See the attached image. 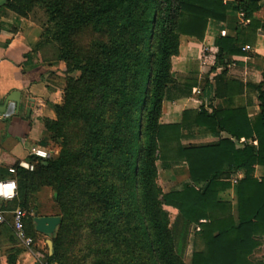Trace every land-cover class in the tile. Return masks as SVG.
<instances>
[{"label": "trees", "instance_id": "16d2710c", "mask_svg": "<svg viewBox=\"0 0 264 264\" xmlns=\"http://www.w3.org/2000/svg\"><path fill=\"white\" fill-rule=\"evenodd\" d=\"M262 1L7 0L1 7L27 18L36 5H46L56 27L53 32L41 24V39L52 34L67 46L70 67L81 70L79 78L68 79L63 102L55 106L56 119L46 121L63 149L59 157L43 159L42 168L52 170L58 181L66 177L67 185L79 177L89 188L96 185L85 200L89 205L80 204L81 223L85 232L93 228L102 238L113 239L109 247L114 253L134 248L141 264H185L182 254L195 225L191 264H264L251 258L264 236V177L255 176V167L264 166V81L257 86L261 113L253 118L244 108L217 106L211 111L186 110L181 123L159 124L165 91L173 81L170 59L178 53L180 35L203 41L210 19L230 24V11L243 12L252 29L261 28L264 34V23L253 18ZM92 27L101 35L90 45L74 42ZM244 43L241 38H217L218 62L226 65V59L243 53ZM196 84L190 77L185 85ZM230 91L233 87L219 76L215 97L224 99ZM193 125L221 138L182 143L184 130ZM151 130L162 165L187 166L191 182L182 189L164 193L157 186V166L149 160L156 146L147 142ZM223 132L229 137H222ZM242 138L258 144L237 148L235 141ZM239 169L246 175L237 185L236 219L232 202L220 200L219 193L231 187V175ZM28 172L18 165L16 174H1L0 179L23 174L28 181ZM21 200L20 207L28 209L27 196ZM166 207L178 210L173 222ZM35 216L40 215L36 212L32 222ZM59 216L51 260L58 258V246L73 218L66 207ZM133 236L137 246L131 244Z\"/></svg>", "mask_w": 264, "mask_h": 264}, {"label": "crops", "instance_id": "0c3cea01", "mask_svg": "<svg viewBox=\"0 0 264 264\" xmlns=\"http://www.w3.org/2000/svg\"><path fill=\"white\" fill-rule=\"evenodd\" d=\"M6 1L0 0V9ZM241 13L230 11V24L210 19L203 41L193 36L180 35L178 53L170 59L173 81L168 83L165 91L159 124L181 123L186 110L204 108L211 111L217 106L244 108L252 118L261 113L257 86L264 81V34L261 28L252 29L251 19ZM253 18L264 23V4L253 12ZM41 36L42 27L39 24L29 18L19 17L6 8L1 9L0 105L5 104L13 92L20 93V102L16 112L10 116L0 114V175L10 176V167L28 162L31 147L46 136V121L56 119L55 106L61 104L58 89L49 77L50 63L44 61L38 51ZM220 36L245 40L242 44L243 53L226 59V65L220 64L217 59L216 41ZM246 46H250V49H245ZM205 50L211 52L204 55ZM219 76H223L233 87V91L221 100L215 97ZM190 77L197 80L192 88L185 85ZM184 134V144L213 143L221 138L207 128L195 125L187 127ZM221 135L229 137L225 132ZM235 143L237 148L258 144L256 140L246 138L236 140ZM180 166L186 171L185 165L174 167ZM187 174L186 183H189L188 169ZM245 175V169L233 172L231 187L219 193L220 200L232 202L236 219L237 185ZM255 176L260 179L264 177V166L255 167ZM21 199L19 191L13 200L0 199V210L5 211L7 217V221L0 224V264H41L45 258L44 249L48 246V237L36 231L34 220L31 221V227L27 223V232L34 239L33 246L27 248L16 238L12 212L21 208Z\"/></svg>", "mask_w": 264, "mask_h": 264}, {"label": "rangeland", "instance_id": "374dc122", "mask_svg": "<svg viewBox=\"0 0 264 264\" xmlns=\"http://www.w3.org/2000/svg\"><path fill=\"white\" fill-rule=\"evenodd\" d=\"M8 11L14 12L11 9H8ZM51 14V9H48L46 5L39 4L35 6L27 18L39 25H46L48 31L54 32L56 21L52 19ZM100 35L101 34L92 27L84 30L80 35H76L73 39L74 42L86 48L90 45L92 40L97 39ZM65 48H67V46L56 41L52 34L44 36L43 39H41V46L38 48L40 56L44 61L50 63L49 66H51V69L49 70V77L54 86L58 89L61 103L63 102L64 91L68 79L70 77L79 78L81 76V70L79 68L70 67V59H68V56H65ZM183 80L185 81V79ZM153 137L154 130H151L147 135V142L155 144L156 146L150 153L149 160L152 163L154 162L157 166V186L164 193L182 189L183 185L188 182L187 169L185 171L181 166L177 168L172 167L170 169L165 168L159 160V148ZM62 144V140H57L54 133L47 129L46 136L41 139L40 143L32 146L29 151L28 161L34 163L35 167L34 170H28V181H24L23 174L14 177L19 185V193L22 197L27 196L28 199L29 208H21L28 215V226H32L30 218L34 216L36 212L38 215H61L62 208L66 207L71 212V216L73 215V218H69L64 240L61 245L58 246V258L56 260L50 259L48 252L49 248L46 245L44 249L45 258L41 264H141V257H137L138 253L136 249L132 248L129 251L126 248H121L114 253L110 249L114 243L113 239L111 241V238L110 240L108 237L102 238L97 234L99 233L97 229L93 230V228H91L90 232H85L86 227L81 223L83 216L79 207L81 202H83L84 205H89L85 200L88 199L87 195L94 190L96 185L89 188L81 177L74 180L75 184L72 182L71 185H67L66 177L58 181L52 170L47 171L42 168L43 159L60 156L63 149ZM33 147L47 151L48 156L42 158L33 154ZM82 169V167H78L76 171L82 172ZM166 210L169 213L170 220L173 222L178 211L171 207H166ZM88 211L90 215L94 216L92 209ZM131 224L134 226V222ZM195 228L197 229V226L193 225L188 244L182 254V260L185 264H191L192 262V236L194 235ZM131 244L137 246V236L131 238ZM251 258L253 260L261 259L264 261V236L261 238V245L254 251ZM156 260L157 262L162 261V259Z\"/></svg>", "mask_w": 264, "mask_h": 264}, {"label": "built area", "instance_id": "2783aa9c", "mask_svg": "<svg viewBox=\"0 0 264 264\" xmlns=\"http://www.w3.org/2000/svg\"><path fill=\"white\" fill-rule=\"evenodd\" d=\"M227 2L228 0H224ZM244 16V13H241ZM249 22V20H247ZM245 49H250V46H246ZM33 154L46 158L48 156L47 151L42 150L40 148L33 147ZM21 168L26 170H34V163L31 162H20L18 164ZM10 173H16V167H10ZM19 185L17 180L14 178L10 179H0V199L7 201L13 200L18 196ZM28 217L27 213L21 209L17 208L12 212V226L15 232L16 238L19 240L21 244L25 247L29 248L33 246L34 239L28 234L26 229V218ZM7 221L6 212L0 210V224H3Z\"/></svg>", "mask_w": 264, "mask_h": 264}, {"label": "water", "instance_id": "95a60500", "mask_svg": "<svg viewBox=\"0 0 264 264\" xmlns=\"http://www.w3.org/2000/svg\"><path fill=\"white\" fill-rule=\"evenodd\" d=\"M19 102H20V93L13 92L10 96H8L5 104L0 105V114H6V116H10L11 114L15 113L16 110L18 109ZM61 221H62V217L59 215L34 217V224L36 231L48 237L47 244L51 256L54 254L53 237Z\"/></svg>", "mask_w": 264, "mask_h": 264}]
</instances>
